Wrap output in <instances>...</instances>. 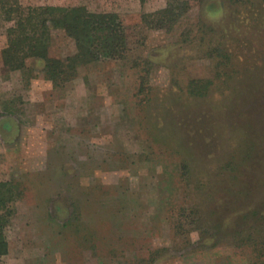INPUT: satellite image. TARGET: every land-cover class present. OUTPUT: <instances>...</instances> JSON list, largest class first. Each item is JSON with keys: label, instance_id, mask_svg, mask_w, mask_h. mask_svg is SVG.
I'll list each match as a JSON object with an SVG mask.
<instances>
[{"label": "rangeland", "instance_id": "obj_1", "mask_svg": "<svg viewBox=\"0 0 264 264\" xmlns=\"http://www.w3.org/2000/svg\"><path fill=\"white\" fill-rule=\"evenodd\" d=\"M18 1L115 13L129 53L54 83L4 65L0 14L1 264H264V0H179L166 29L143 17L172 0Z\"/></svg>", "mask_w": 264, "mask_h": 264}, {"label": "trees", "instance_id": "obj_2", "mask_svg": "<svg viewBox=\"0 0 264 264\" xmlns=\"http://www.w3.org/2000/svg\"><path fill=\"white\" fill-rule=\"evenodd\" d=\"M187 1L172 0L154 15L144 16L145 23L157 29L174 24L189 8ZM3 20L12 23L8 28L7 47L3 63L11 70L25 67V60L38 58L54 83L74 77L78 66L101 61L125 60L129 53V39L124 25L115 13L91 12L85 6L22 7L18 0H0ZM153 17L152 21L147 18ZM62 31L75 45L76 53L65 59L49 56L51 32ZM16 193L8 182H0V259L8 252L4 236L7 217L12 213ZM1 264V262H0Z\"/></svg>", "mask_w": 264, "mask_h": 264}]
</instances>
